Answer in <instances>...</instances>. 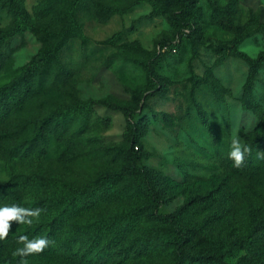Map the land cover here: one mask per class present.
I'll return each instance as SVG.
<instances>
[{
	"label": "rangeland",
	"instance_id": "obj_1",
	"mask_svg": "<svg viewBox=\"0 0 264 264\" xmlns=\"http://www.w3.org/2000/svg\"><path fill=\"white\" fill-rule=\"evenodd\" d=\"M3 1L0 0V87L17 76L42 46L30 30L14 31V17ZM42 1L25 0L33 20ZM103 1L117 13L109 19L99 18L92 11L80 14L84 33L73 38L61 55L72 69L67 83L52 85L42 95L29 99L14 118L20 121L45 115L58 103L74 97L131 101L133 94L145 92L149 97L143 114L149 122L138 144L140 148L135 150L140 165L156 172L172 189L169 200L152 207L153 211L158 215L173 213L196 196H208L206 202L197 201L182 214L185 226L203 234L199 247L211 246L220 239L225 248L231 247L228 264H264V230L256 233L252 244H230V240L247 234L249 212L254 215L264 210V176H232L228 168L231 139L239 138L244 144L246 135L264 121V66L253 83V109H247L244 104L250 65L246 58L225 56L228 50L220 45L238 33L210 21L214 2L229 6L236 26L256 31L239 45L240 51L254 59L264 53V33L258 30L264 23V0H199L204 36L197 49L190 38L178 33L166 15L150 16L152 0ZM149 59L164 78V95H152V83L140 64ZM79 122L80 118L69 128L75 134V153L70 157L60 155L64 143H54L49 156L40 161L0 159V184L6 183L12 173L45 170L73 185L86 186L101 172L117 168L120 160L108 149L126 140L130 127L125 115L97 106L82 132L75 131ZM31 132L29 128L27 134ZM218 189L224 192L225 211L221 210L219 194L215 197ZM142 205L139 199L112 194L77 220L90 221ZM168 225L159 219L141 218V227L161 229ZM170 250L162 246L150 256L137 257L112 250L99 264H174ZM46 256L48 264H80L52 250ZM186 264L199 263L186 260Z\"/></svg>",
	"mask_w": 264,
	"mask_h": 264
},
{
	"label": "trees",
	"instance_id": "obj_2",
	"mask_svg": "<svg viewBox=\"0 0 264 264\" xmlns=\"http://www.w3.org/2000/svg\"><path fill=\"white\" fill-rule=\"evenodd\" d=\"M199 0H152L150 16L166 15L176 26L178 33L186 35L194 43V48L203 43L200 25L202 10ZM4 6L14 17V31L23 33L30 30L42 46L22 71L9 83L0 87V159L33 163L49 156L54 143H64L60 155L70 157L75 153L72 144L75 134L69 131L72 123L80 118L76 132H82L90 120V114L97 106L122 112L130 127L123 144L112 145L109 151L120 161V165L98 174L92 184L76 186L47 171H33L29 174L12 173L10 179L0 184V207L13 204L26 208H41V215L32 218V225L12 222L6 239L0 240V261L21 264V257L13 253L22 245L18 237L26 235L46 237L54 241L42 253L23 258L26 264H48L47 253L52 250L73 258L80 264H99L109 252L123 253L125 256H150L160 247H169L174 264L197 262L199 264H228L231 247H224L221 240L211 246L199 247L203 234L195 227H188L181 221L182 214L191 209L195 202H206L208 196H196L173 213L158 215L153 211L167 202L172 189L153 170L140 165V156L135 147L146 134L149 118L143 114L148 95L135 93L131 101H117L108 97L87 100L74 97L69 102L58 103L45 115L32 116L23 120L14 118L26 102L43 94L52 85L63 86L71 76L72 69L62 60V51L69 42L83 35L84 25L80 20L82 12L92 11L99 18L109 19L117 9L103 0H43L35 11L34 20L30 16L25 0H4ZM213 24L238 35L230 42L220 45L228 52L224 55L246 58L249 77L246 83L245 108L253 109V83L259 70L264 66V53L251 59L239 50L246 36L256 31H246L234 24L233 10L229 6L213 3L210 16ZM187 29L188 32L186 31ZM264 33V23L258 27ZM147 71L155 94L164 95L167 86L158 73L152 60L141 61ZM67 89L68 88H64ZM163 118L168 120L167 115ZM29 128L32 132L27 134ZM246 145L251 146L252 155L246 158L241 168H236L228 158L229 174L232 176H264V160L256 158L258 150H264V121L245 137ZM69 153V154H68ZM163 185V188L158 186ZM219 194L221 210L225 211L224 192ZM112 194H121L142 201L143 205L132 210H120L100 216L90 221L77 218L87 210L97 206ZM159 219L168 223L167 227H141V218ZM247 234L230 240L236 247L252 244L257 232L264 230V210L249 212ZM87 253H91L90 257Z\"/></svg>",
	"mask_w": 264,
	"mask_h": 264
},
{
	"label": "clouds",
	"instance_id": "obj_3",
	"mask_svg": "<svg viewBox=\"0 0 264 264\" xmlns=\"http://www.w3.org/2000/svg\"><path fill=\"white\" fill-rule=\"evenodd\" d=\"M251 155V146L242 144L239 138L231 139L228 158L233 161L236 168L243 167L246 158ZM256 158L264 160V150H258L256 152ZM42 211L44 210L41 208L32 209L16 204L0 207V240H4L8 237L9 232L11 231L12 222L32 225V218H38ZM17 243L22 245V247H18L13 255L21 257V264H26L23 258L42 253L47 247L53 244L54 241L46 237H33L32 239H29L28 236L21 235L18 237Z\"/></svg>",
	"mask_w": 264,
	"mask_h": 264
}]
</instances>
